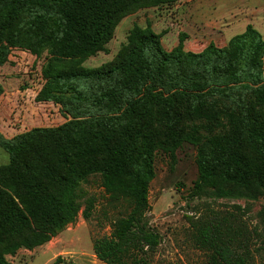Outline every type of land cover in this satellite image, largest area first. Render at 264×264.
Wrapping results in <instances>:
<instances>
[{
	"label": "trees",
	"instance_id": "trees-1",
	"mask_svg": "<svg viewBox=\"0 0 264 264\" xmlns=\"http://www.w3.org/2000/svg\"><path fill=\"white\" fill-rule=\"evenodd\" d=\"M128 4L0 0V66L14 47L37 56L47 49L62 61L45 64L38 99L60 104L71 114L57 127H38L12 138L0 133V147L11 159L0 166V264H12L7 255L43 245L71 222L79 210L76 191L94 173L101 174L106 192L132 197L128 215L111 225L109 235L94 240L97 258L106 264H150L162 237L150 223L154 142L147 135L165 127L175 162L184 141L199 142V135L176 127L183 117H225L231 126L226 139L214 138L210 150L200 154L194 195L223 185L248 189L256 184L264 192V172L254 175L241 152L249 144L264 158V134L247 101L251 95L264 104V38L252 25L225 47L210 44L200 53L185 52L184 38L174 51L165 52L150 27H135L129 51L116 65L61 66L104 51ZM220 102L228 107L216 109ZM94 208L89 200L86 220ZM235 226L222 217L208 228L210 236H203L213 249V264H264V241L259 261L250 251L232 248L235 235L242 233ZM62 262L59 257L55 264Z\"/></svg>",
	"mask_w": 264,
	"mask_h": 264
},
{
	"label": "rangeland",
	"instance_id": "rangeland-1",
	"mask_svg": "<svg viewBox=\"0 0 264 264\" xmlns=\"http://www.w3.org/2000/svg\"><path fill=\"white\" fill-rule=\"evenodd\" d=\"M127 2V13L118 21L104 51L81 61L67 60L61 66L100 69L116 65L129 51V36L135 27H150L168 53L180 45L181 38H184L185 52L200 53L210 44L225 47L248 25L264 38V0ZM50 60L62 61L54 59L47 49L37 56L26 48L14 47L8 60L0 66V84L4 88L0 96V133L4 136L12 138L38 127H57L71 119L70 112L63 110L60 104L38 99L45 84L43 68ZM247 98L252 120L264 134V104H259L251 95ZM227 104L220 102L216 109L226 108ZM176 127L184 134L199 135V142L184 141L176 151L175 162L170 156L165 127L157 126L153 134L147 135L154 142L155 178L149 189L150 223L162 237L150 264H213V249L203 236H210L208 228L222 217L228 218L242 232L241 236L238 232L235 235L232 248L237 253L250 251L261 260L264 192L256 184L248 189L223 185L219 189L207 188L197 195L193 192L199 178V156L210 150L214 138L229 136V120L225 117L209 121L183 117ZM241 152L248 158V167L254 175H263L264 158L256 148L245 144ZM10 161L9 153L0 147V166ZM88 178L89 181L76 191L79 210L73 220L43 245L21 248L7 255L12 264H55L59 257L63 259L61 264H106L94 253V240L109 235L111 225L128 215L132 197L128 193L106 192L99 173ZM89 200L95 202V208L92 218L86 220L83 211Z\"/></svg>",
	"mask_w": 264,
	"mask_h": 264
}]
</instances>
